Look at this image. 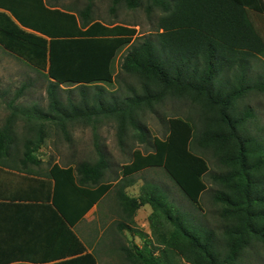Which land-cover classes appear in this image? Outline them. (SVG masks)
Returning <instances> with one entry per match:
<instances>
[{"label": "trees", "instance_id": "16d2710c", "mask_svg": "<svg viewBox=\"0 0 264 264\" xmlns=\"http://www.w3.org/2000/svg\"><path fill=\"white\" fill-rule=\"evenodd\" d=\"M120 1L129 7L140 5V0H112L113 6ZM154 6L162 11L156 30L136 37L134 26L94 19L93 0L81 9L60 8L46 0H0V46L46 80L48 100L45 109L37 103L18 104L29 82L8 98V114L0 125V162L17 158L24 165L40 164L36 151L48 124L59 127L69 139L68 123L95 128L102 117L113 119L122 150L129 127L135 129L133 138L151 149L140 161L123 168L115 185L121 216L117 230H129L144 241L142 246L120 244L123 258L130 264H180L181 260L187 264H249L246 251L257 244L264 248V134L248 130L255 111L239 103L249 93H264V72H255L251 63L264 57V0H147L148 9ZM125 46L119 73L114 75V59ZM119 75L137 84L127 82L126 91L117 92L102 86ZM63 90L67 92L64 98ZM75 90L79 93L76 100ZM4 93L0 90V96ZM166 98L188 99L196 107L199 124L172 116L167 119L166 135L150 140L140 112L153 110ZM20 116L28 130L21 137L22 153L16 150V156L11 145L21 133L14 132L13 123ZM93 134L97 138L95 129ZM94 144L99 155L96 161L82 160L74 168L55 163L49 170L54 194L60 192L66 199L73 196L68 199L81 216L114 185L104 181L110 165L97 140ZM192 145L209 152L219 170H211ZM142 166L162 167L198 210L203 192L209 189L204 180L208 177L216 186L209 191L213 204L219 205L220 234L203 221L194 223L187 212L166 201L155 184L144 183L137 196L130 195L125 190L133 183L129 175ZM145 204L151 207L156 244L131 226ZM70 236L76 245L64 256L26 261L98 264L93 251L88 252L72 231Z\"/></svg>", "mask_w": 264, "mask_h": 264}, {"label": "rangeland", "instance_id": "374dc122", "mask_svg": "<svg viewBox=\"0 0 264 264\" xmlns=\"http://www.w3.org/2000/svg\"><path fill=\"white\" fill-rule=\"evenodd\" d=\"M46 1L55 2L60 8L74 7L75 9H81L87 0ZM112 6V0H93L92 17L104 24L119 23L134 26L137 32L136 37L155 31L157 21L162 14L158 6L148 9L147 0H140V5L136 7H129L124 1H120L115 6ZM262 17L264 18V16ZM125 49L126 46L117 53L114 59L112 66L114 75L119 73L120 59ZM251 63L254 71L262 75V72H264V57L261 55L254 58ZM122 78L119 75V78L115 79L112 83H102V86L107 91L117 92L119 89L126 91L125 83L127 82L137 84L131 77H125L124 80ZM28 82L30 85L27 86L23 95L16 102L22 106H31L37 103L45 109L48 102L45 92L46 80L42 76H39L32 67L0 46V90L5 91V95L0 96V125L8 114L5 102L22 83ZM66 93V90H63L61 96L64 98ZM73 98L75 100L79 98V93L76 90L73 92ZM239 104L251 106L255 111V117L248 123V130L252 133L264 134V93L260 91L249 93L242 103ZM172 116H178L183 119L190 118L194 124H199L196 107L188 99L166 98L163 102L155 104L153 110L146 109L140 112L139 119L146 127L148 136L152 140L154 136L163 138L166 135L167 119ZM21 118L22 116L19 117L16 124L15 122L13 123L14 132L21 133L16 143L11 145L12 152L16 156L18 155L15 151L17 150L18 154H20V151L23 149V138L21 139V137L28 130ZM94 129L97 133V138L93 134ZM67 131L69 139L65 137L59 127L54 124H48L46 137L36 151V155L45 166H49L54 161H57L62 166L72 164L74 168L79 161L94 162L98 159L99 155L94 146L95 141H98L101 151L105 153L110 165V169L106 170L104 179L109 180L114 185L105 195L106 199L104 198L105 200L96 206L94 217L86 223L90 231L85 235L84 239L96 255L98 264H130L123 258L118 246L129 242L142 246L144 245V241L129 230H117L116 225L121 220V216L114 197L115 185L120 182L119 179L123 176V168L130 166L131 162L140 161L151 152V149L147 144L140 143L133 138L135 129L129 127L128 135L125 139L127 144L124 146V150H122L117 138L116 122L110 118L102 117L97 122L95 128L90 124L71 122L67 124ZM191 149L207 160L211 170H219L215 159L209 152L202 151L195 145H192ZM42 170L46 171V169ZM110 172L113 173L109 174ZM116 176L117 178H115ZM129 176L133 178V183L126 187L130 195L137 196L144 183L155 184L162 189L166 201L176 205L181 211L187 212L189 219L194 223L203 221L206 226L213 228L218 235L220 234L221 220L217 214L219 205L213 204L210 198L211 190L209 191V189L216 186L208 177H205L204 180L209 189L203 192L200 198L201 210H198L183 195L162 167L142 166L140 170ZM150 213L151 207L149 204L141 206L137 210L134 223L131 226L144 231L147 234L146 240H150L152 244H156L157 242L152 234L150 225ZM245 258L249 264H264V248H262L261 244H257L251 250L249 248L246 251ZM180 264L187 263L181 260Z\"/></svg>", "mask_w": 264, "mask_h": 264}, {"label": "crops", "instance_id": "0c3cea01", "mask_svg": "<svg viewBox=\"0 0 264 264\" xmlns=\"http://www.w3.org/2000/svg\"><path fill=\"white\" fill-rule=\"evenodd\" d=\"M53 163L60 167L72 166H62L57 161ZM53 163L49 166L42 162L24 165L17 158L10 162H0L2 264H30L26 260L60 258L76 245L70 231L88 252L92 251L84 239L90 231L86 223L94 217L96 206L106 199V194L81 216L80 209L75 207L73 200L68 199L73 196L66 199L60 192L57 196L54 194L53 180L49 175Z\"/></svg>", "mask_w": 264, "mask_h": 264}]
</instances>
